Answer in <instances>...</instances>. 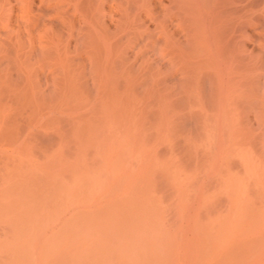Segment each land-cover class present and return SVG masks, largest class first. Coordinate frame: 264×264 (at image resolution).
<instances>
[{
  "label": "bare ground",
  "instance_id": "6f19581e",
  "mask_svg": "<svg viewBox=\"0 0 264 264\" xmlns=\"http://www.w3.org/2000/svg\"><path fill=\"white\" fill-rule=\"evenodd\" d=\"M181 208L264 264V0H0V264H179Z\"/></svg>",
  "mask_w": 264,
  "mask_h": 264
},
{
  "label": "rangeland",
  "instance_id": "374dc122",
  "mask_svg": "<svg viewBox=\"0 0 264 264\" xmlns=\"http://www.w3.org/2000/svg\"><path fill=\"white\" fill-rule=\"evenodd\" d=\"M158 209L160 210L161 208H158ZM158 209H157V211H158ZM182 209H183V212H182ZM194 209H195L196 211H194ZM206 209H207V208H203V209H201V208L199 209V208H198V212H199V213H200V212H201V213H204L203 210L206 212V211H207ZM208 209H209V208H208ZM141 210H142V208H141ZM189 210H190V212H189V211H188V212H189L190 215H191V217H190V219H189V221H188L189 225H188V223H186V225L183 224V226H182L183 230H184V229L187 230V231H185L186 234H187V237H186V235H185V238L183 239V241H184L185 243L182 241L181 244L179 245V247H180V248H179V256H180V258H179V264H187V263H185L184 261L188 262V264H193V263L195 262V261H194V262L192 261V260H194V259L189 258V257H191V256H189L190 254H189L188 252L186 253V251H188V250H187L186 248H185V249L183 248V243H184V246H185V247H187V248L189 247V249L192 248L191 251H193V253H194V257L196 256V258H197V259H196V260H197V261H196V264H201V263L203 264V260H200L199 257H201V259H202V256L205 257L204 255L207 254V252H208V251H207V252L205 253V251L203 250L204 247L202 248V243H203V242L205 243V240H206V239L202 242V239H201L202 236H201V235H203V234L200 233V231L202 230V229H201L202 226H199V227H200V230H199V227L197 226V227H198V230H196V231H199L198 234L200 233L201 238H200V237H198L197 239L195 238V237L197 236V234H196V235L194 234V230H195V229L193 230L194 227L192 226V224H193V222H194L193 220L196 219L197 217L195 216V218H194V216H193L194 213H192V210H193V212H195L194 215H196V214H197V213H196V212H197V208H190ZM181 212H182V214L185 213V215H184V214H183V215L186 216V214H187V210H186L185 208H181ZM139 213H140V212H139ZM157 213H159V212H157ZM189 213H188V214H189ZM140 214H141V213H140ZM188 214H187V215H188ZM200 215L202 216V214H200ZM214 215H216V214H214ZM197 216H199V215H197ZM204 216H205V215H204ZM211 216H213V214H212ZM214 217H215V216H214ZM193 218H194V219H193ZM200 218H201V217H200ZM205 218H206V217H205ZM205 218H204V219H205ZM201 219H203V217H202ZM204 219H203V222L207 223V224H205V223H204V224H205V225H208V228H209V226L212 227V225H213L212 223H213L214 221H216V220H213V219H212L213 221L210 220L209 223H211L212 225H211V224L209 225V223L206 221L207 219H206L205 221H204ZM197 220H199V218H198ZM191 221H192V222H191ZM186 222H187V221H186ZM190 222H191V223H190ZM196 222L199 223V224L197 223L198 225H201V222H200V221H196ZM203 222H202V223H203ZM154 223H155V221H154ZM157 223H159V222H156V223H155L156 225L154 224L155 227H158V225L160 224V223H159V224H157ZM182 223H184V222H182ZM195 224H196V223H195ZM195 224H194V226H195ZM202 225H203V224H202ZM134 226H136V225H134ZM154 226H153V227H154ZM185 226H186V227H185ZM153 227L149 228V229H150V230H149L150 232H148L147 235H144V236H145V240H147V241H151V240L154 241V240H155V239H153V238H150V236H149V233H151L150 235H152V231H153V232L155 231ZM188 227H190L189 229H190L191 235L194 234V235H192L191 237H190V232H188V229H187ZM130 228H131V226H130ZM132 228H133V227H132ZM152 228H153V229H152ZM134 229H135V227H134ZM151 230H152V231H151ZM196 231H195V232H196ZM140 232H141V231H140ZM201 232H202V231H201ZM141 233H142V232H141ZM154 234H155V232H154ZM152 236H153V235H152ZM194 236H195V237H194ZM204 236H205V234H204ZM124 237H125V236H122V235L120 236V239H121L122 241L119 239V243H118V246L116 247V250H117V252H118V255H119L120 252H121V253H124L123 255L120 256V258H121V259H125V261H123V262H128V263H129L130 261H127V260H126V259H128V256H129V255H131V256L134 255V257H131V259H132V258H133V259L135 258V260H136V257L139 258V257H138V254H139V256H141L142 253H139L141 250L139 251L138 249H136V248H138L139 246L135 247V243H140L139 240H141V239L137 240L138 242H136V241L134 242V240H136L137 237H136L134 240H133V239H128V240H127L126 237H125V239H126V240H125ZM188 237H189V238H188ZM205 237H206V236H205ZM205 237H203V238H205ZM138 238H139V235H138ZM141 238H142V237H141ZM187 238H188V239H187ZM194 238H195V239H194ZM186 239H187V240H186ZM142 240H144V238H143ZM125 241L128 242V244L125 243ZM155 241H156V240H155ZM198 242H199V243H198ZM204 243H203V245H204ZM153 245H154V244H153ZM205 245H206V244H205ZM205 245H204V246H205ZM128 246H129V247H128ZM155 246H156V244H155ZM159 246H162V252H163V251H164V252L167 251V250H166V247H167L168 245H167L166 243H163V242H162V244L159 245ZM190 246H191V247H190ZM217 246H218V245L216 244V247H217ZM219 246H220V245H219ZM222 246H223V245H222ZM83 247L85 248V247H87V246H83ZM156 247L158 248V246H156ZM156 247L154 248L155 250L157 249ZM208 248H209V247H208ZM74 249H75V247H74ZM74 249H73V250H74ZM86 249H88V248H86ZM139 249H140V248H139ZM204 249H205V248H204ZM76 250H77V249H76ZM129 250H131V251H129ZM137 250H138V251H137ZM150 250H151V249H150ZM158 250H159V248H158ZM165 250H166V251H165ZM206 250H208V249H206ZM95 251H97V248L95 249ZM95 251H93V253H95ZM132 251H133V252L135 251L136 254H135V253H132ZM180 251H181V253H180ZM189 251H190V250H189ZM218 251H219V250H218ZM86 252H87V250L85 251V255L88 254V253H86ZM89 252L91 253V251H89ZM98 252H99V250H98ZM137 252H138V254H137ZM152 252H153V251H152ZM152 252H151V253H152ZM158 252H159V251H158ZM200 252H201V253H200ZM71 253H72V252H71ZM74 253L76 254V255H74V256L79 257V255H77L78 251H75ZM125 253H127V254H125ZM154 253H155V252H154ZM159 253H160V252H159ZM213 253H214V252H213ZM213 253H212V254H213ZM215 253H218V252H215ZM215 253H214L213 255H215ZM116 254H117V253H115V255H116ZM155 254H156V257H157V251H156ZM181 254H182V255H181ZM188 254H189V255H188ZM200 254H202V256H199ZM158 255H159V254H158ZM191 255H192V254H191ZM197 255H198V256H197ZM213 255H212V256H213ZM72 256H73V254H71V257H72ZM74 256H73L72 258H70V256L68 257V259H71V260H69V261H72L73 264H78L79 262H81V261H83V260H84V262H83V263H79V264H86V263L90 260L89 257L92 256V255L89 254L88 256L85 257L86 259H82V260L79 261V262H78V260L76 259V257H74ZM93 256H94V255H93ZM96 256H97V259L100 258V257H99V254H98V255L96 254ZM151 256L153 257V259L156 258L155 255H152V254H151ZM161 256H162V253H161ZM183 256L186 257L187 260H184V259H183V258H184ZM207 256H208V254L206 255V257H207ZM210 256H211V255H210ZM214 257H215V256H214ZM120 258H116V257H114L115 260L113 259V261H115V263H116V262H117L116 260H118V259H120ZM157 258H159V257H157ZM163 258H164V257H163ZM163 258H162V260H161V259H160V260H155V262L158 261L157 263L162 264V263H163V260H164ZM192 258H193V256H192ZM68 259H67V258L63 259L64 262H66V264H68V262H69ZM97 259H94V258H93V260H95L96 264H99V260H97ZM103 259H104V258H103ZM107 259H108V258H107ZM204 259H205V258H204ZM63 260H62V261H63ZM79 260H80V257H79ZM104 260H106V258H105ZM104 260H102V262H103ZM180 260H181V261H180ZM205 260L207 261L208 259H205ZM205 260H204V261H205ZM86 261H87V262H86ZM111 261H112V260H111ZM118 261H119V260H118ZM159 261H162V263L159 262ZM201 261H202V262H201ZM250 261H251V259H250ZM250 261H249V262H250ZM64 262H61V263H64ZM72 262H71V263L69 262V264H72ZM91 262H93L92 259H91ZM91 262L89 261L88 264H90ZM95 262H94V263H95ZM106 262H107V261H106ZM137 262H138V260L135 261L134 264H136ZM181 262H184V263H181ZM191 262H192V263H191ZM103 263H104V262H103ZM103 263H102V264H103ZM119 263H121V262H118L117 264H119ZM128 263H127V264H128ZM131 263H133V262L131 261ZM204 263H206V262H204ZM91 264H93V263H91ZM104 264H105V263H104ZM129 264H130V263H129ZM154 264H155V263H154ZM206 264H207V263H206Z\"/></svg>",
  "mask_w": 264,
  "mask_h": 264
}]
</instances>
